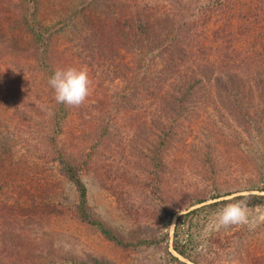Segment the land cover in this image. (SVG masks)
Listing matches in <instances>:
<instances>
[{"label":"rangeland","instance_id":"obj_1","mask_svg":"<svg viewBox=\"0 0 264 264\" xmlns=\"http://www.w3.org/2000/svg\"><path fill=\"white\" fill-rule=\"evenodd\" d=\"M214 1L40 0L35 19L57 31L51 62L41 66L20 1L0 0V264H176L167 252L185 264H264V206L245 208L248 223L242 225L221 226L217 212L195 219L189 233L197 244L193 262L172 251L174 218L166 215L193 210L199 206L190 204L199 199L211 203L217 194H259L264 125L233 114L215 87V79L227 78L218 69L209 75L204 60L190 54L179 69L210 78L196 89L194 102L183 104L193 112H181L174 104L175 80L183 74L165 71L167 54L140 69L135 45L123 41L119 30V21L136 9H147L153 21L165 14L178 23L194 3L186 20L204 15L203 38L212 57L220 56L216 50L224 42L231 60L250 64L232 70L230 79L246 83L239 90L251 92L246 105L264 109L263 90L255 87L264 80V11L260 24L253 23L238 14H258V0H231L207 15L202 10ZM216 29L222 37L215 40ZM69 66L87 70L91 90L79 107L59 104L64 112L48 80ZM54 112L59 117L48 124ZM171 125L176 134L158 152ZM58 153L80 167L92 219L128 244L162 237L160 247H120L82 222L75 213L78 194Z\"/></svg>","mask_w":264,"mask_h":264},{"label":"trees","instance_id":"obj_2","mask_svg":"<svg viewBox=\"0 0 264 264\" xmlns=\"http://www.w3.org/2000/svg\"><path fill=\"white\" fill-rule=\"evenodd\" d=\"M19 1L21 3L20 6L22 7L21 21L23 23L24 29H26L31 41L37 48L38 53L40 52L42 56L41 58L43 62L40 61L39 64L41 66L48 65L46 63L51 62V58L49 56L51 37L54 33H57V31L54 30V27L43 25L35 19L34 14L37 12L40 0ZM221 1H224L226 4L231 3V0H215L214 6H212L210 3L208 6H206L207 8L202 11L209 15V12L213 11L215 5H218L219 8L224 5V3L221 4ZM193 4L194 3H189L187 9L184 10L183 14L185 15L182 16V20L185 21L182 22L181 20L178 23L174 21L172 16H166L165 14L162 16L157 15L156 21H153L148 15L147 9H136L130 18L126 20L124 19V21H119L121 37L123 38V41H130L135 45V49L138 51L137 63L139 68H142L144 71L150 67L152 61L157 59V57H161L163 55L165 56L167 54L164 58L165 71H168V73L173 76L175 74H183L182 77H180L178 80H175V87H177L175 89L178 91V97L174 104H176L179 108L182 107L181 112H186V114L193 112L194 109H191L192 106L189 105L190 103L187 106H184L183 104L188 100H191V97H193L196 89L203 87L205 84L203 79L208 80L210 78L205 76V72H203V74H201L199 77L194 70H186L182 72L179 69V65L184 63V60L187 59L190 54V57L192 55L194 57H201L199 60H204L200 64H203V70L207 71L209 75H212L214 71H217L218 69V72L220 73L219 75H223L227 78L226 80H222L220 78L215 79V87L222 89L226 94L225 98L230 101V104L227 106L229 109H231V111H233L232 113L237 114L241 118L250 119L251 123L261 128L264 125V109L246 105L247 97L251 92H249V90L245 91L247 96L244 93L239 92L240 88L246 87L242 84L246 83L241 82L240 80L230 79V73L232 70L239 69L241 67L248 69L250 64L248 63L246 65L245 62L242 63L240 60L238 63L235 59L231 60L233 57L229 56L227 51H224L226 50L223 46L225 44L224 42H221V46H219L216 50L220 56L218 58L212 57L213 51L205 46V41L203 38L205 37L203 28H205L206 24L205 19H203L204 15L202 14L203 16L195 18L194 20V17H192L193 15L189 14V16H191L193 19L190 22L186 20V14L189 13L188 11ZM169 9L172 11L175 10L172 8V5ZM256 9L260 10L258 14L253 13L251 10H241L244 14L241 12L238 15L239 17L250 20V22L253 21V23L258 22L260 24L261 20H259L258 17H260V13L264 11V0H258ZM199 19L203 20L198 23ZM243 33H247V31H244ZM213 35V39L215 40L218 37H222V34L218 29L214 30ZM139 40L140 42L145 41L146 44H139ZM147 43H151V46L147 45ZM207 52H209V55H207ZM202 66L200 65V67ZM259 83L262 85H259V88L257 86L255 87L258 90H263L264 97V80L260 79ZM202 95L198 96V100L202 99ZM192 101L194 102L195 100H191V103ZM58 108H61L63 111L65 110L62 108V106H59V104ZM251 109L254 110L250 112ZM58 117L59 114L54 112V114L50 116L48 124H55ZM243 122L246 123V121ZM174 127L175 126L171 125L167 128L164 139L158 144V152L163 151V147L166 145L167 140L171 139L172 136L176 134ZM57 155L58 163L61 166L65 178L73 185L76 193L78 194V203L75 206V213L82 222L96 227L104 238L120 247H128L129 245L133 247H160L162 243V237L153 235L151 237L143 238L134 243L128 244L118 239L109 229L104 226L100 220L92 219L87 211V187L81 178L80 167L77 166V164H75V162L72 160L65 159L62 153H58ZM153 158L156 159L157 155H154ZM256 191H258L259 194L248 193L245 195L236 196H232L235 194V192L217 194L211 197V200L213 201L211 203L205 204L207 200L204 198L192 202L190 206L198 205L199 207L189 210L185 213H180L177 210L168 211L166 215L170 219L174 218L171 245L172 251L183 259L193 262V254L197 244L193 242L192 236L189 233H191L190 231L194 220L199 218V216L202 214H214L226 204L237 201H243L245 208L263 207L264 183ZM167 255L169 257V261L175 262L176 264H185L180 262L177 257L170 254L169 252H167Z\"/></svg>","mask_w":264,"mask_h":264},{"label":"clouds","instance_id":"obj_3","mask_svg":"<svg viewBox=\"0 0 264 264\" xmlns=\"http://www.w3.org/2000/svg\"><path fill=\"white\" fill-rule=\"evenodd\" d=\"M58 104L68 107L81 106L90 95L91 81L84 68L69 66L57 68L48 80ZM221 226L242 225L248 223L243 201L228 203L216 213Z\"/></svg>","mask_w":264,"mask_h":264}]
</instances>
